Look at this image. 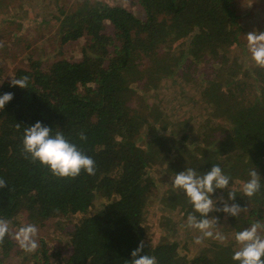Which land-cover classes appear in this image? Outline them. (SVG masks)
I'll list each match as a JSON object with an SVG mask.
<instances>
[{"label": "trees", "instance_id": "1", "mask_svg": "<svg viewBox=\"0 0 264 264\" xmlns=\"http://www.w3.org/2000/svg\"><path fill=\"white\" fill-rule=\"evenodd\" d=\"M1 3H16L12 8L19 11L31 6L37 17L26 30L40 31L53 18L49 11L58 24L50 43L41 39L30 46L32 34L22 30L0 40V94L13 97L0 108V220L8 223L0 264H129L141 242L142 252L158 264H236L234 233L255 221L264 224V67L230 62L246 34L258 32L247 15L250 0ZM2 10L1 29L10 19ZM15 20L20 18L10 22ZM74 41L81 48L68 57L62 49ZM13 79L25 80V87ZM216 107L228 121L224 127L209 114ZM154 113L180 142L213 130L209 145L194 148L191 167L207 171L220 164L237 181L246 180L250 168L260 173L257 194L228 201L244 209L237 217L227 215L223 241L195 242L198 231L186 225L188 202L176 206L179 218L162 215L163 232L153 240L145 213L163 167L146 141L163 125L155 130ZM37 120L59 127L92 156L95 174L58 178L27 158L24 127ZM215 196L227 200V189ZM26 225L37 228L39 246L31 253L17 239Z\"/></svg>", "mask_w": 264, "mask_h": 264}, {"label": "clouds", "instance_id": "2", "mask_svg": "<svg viewBox=\"0 0 264 264\" xmlns=\"http://www.w3.org/2000/svg\"><path fill=\"white\" fill-rule=\"evenodd\" d=\"M253 34L249 37V52L251 59L257 66L264 67V32ZM26 79V78H25ZM12 84L25 87V80H12ZM12 93L0 94V108L12 100ZM81 141L87 137L84 132L78 133ZM22 150L33 162H39L48 168L51 174L58 178H75L81 172L94 175L96 161L92 156L83 152L77 143L69 140L64 131L59 127H50L41 120L24 127L22 136ZM248 178L237 181L228 175L220 164H212L209 170L201 171L194 167H185L183 170L170 176L171 188L182 192L191 205V211L186 216V225L199 232L195 242L203 239L223 241L221 231L217 230L219 217L211 216L213 212H223L232 217H237L244 209L235 201L237 196L251 198L262 187V178L256 168H250ZM5 185V180L0 178V187ZM227 189V200L215 196L216 191ZM237 192L242 195H237ZM219 205V206H218ZM264 224L260 221L251 223L248 227L237 230L234 240L238 245L233 250L232 260L236 264H264ZM8 232V223L0 220V238ZM37 228L35 225H26L17 237L20 246L26 252H34L38 248L36 240ZM143 243L131 251L129 264H158L157 258L148 252H142Z\"/></svg>", "mask_w": 264, "mask_h": 264}, {"label": "rangeland", "instance_id": "3", "mask_svg": "<svg viewBox=\"0 0 264 264\" xmlns=\"http://www.w3.org/2000/svg\"><path fill=\"white\" fill-rule=\"evenodd\" d=\"M66 3H74L76 0H65ZM104 2H107L111 5L118 4V5H128L127 0H101ZM16 3H12L9 7H7L4 3H1L0 6L4 9L2 10L3 14H8V17L10 18L8 23L3 27L0 28V40L2 38L8 37V31L10 30H17L21 31L24 34H32L31 37H28V40L30 39L32 45L38 44V42L43 39L46 42L50 43L51 36L56 30L57 22L54 20V18L57 17L54 12L49 11V14H52L53 18L50 21L42 23L41 29L38 32H34L33 30H26V25L30 23L32 17H37V15L32 11L31 6L23 7L20 11L19 8L17 10L13 9L12 7H16ZM7 7V8H6ZM248 10V14L253 18L254 26L253 28L258 31L257 35L261 34L260 32H264V13L260 17H258L261 13V10L263 9L264 12V0H250V5L246 8ZM17 16L20 18V20H15L13 22H10L14 16ZM41 20V17L33 20L32 23H39ZM23 21V23L21 22ZM248 31V30H247ZM1 42V41H0ZM81 41H74L69 42V44L65 45V47L62 49L63 52L66 53V56H71L73 53H77L79 49L81 48ZM249 35L246 34V43H243L240 47H236L233 50V55H231L230 62L232 65L237 66V62H240L242 67H252V64L254 61L251 59V54L248 53L249 48ZM21 50H23L21 48ZM25 54V53H24ZM15 59V58H14ZM8 70L11 69V65H8L6 67ZM184 86V85H182ZM223 90L218 91V95L222 93ZM221 107V106H219ZM223 108V107H221ZM209 114L211 117H213L214 120L218 121V124L222 127L226 126L228 121L225 119L223 114L221 115V109H215L209 108ZM158 114L154 113L153 115V123L156 124L155 130L161 125L162 127H159L157 132V135H149L146 139L147 142H149L150 146L155 148L156 151H158L160 157H162L161 161H157L159 164H161L163 167L161 168L156 175L155 181L156 185L152 190V201L148 205L147 211H146V217L148 219V222L150 223V232H153V240H157L159 236L162 234V224L161 219L162 215H168L170 217L177 216L178 218L180 215L176 212V206L187 202V198L184 196L182 192H178L171 188V181L169 179L170 176L174 175V173L179 172L183 170L185 167H191V164L193 163V157L195 156L196 152L193 151L195 147H197L198 143H202V145H209L212 139V134H214L213 130L210 129L206 132L205 135H202V138H194L190 137L188 141L180 142V137L178 134L173 133L172 135L166 134L167 126L165 122H160V117L158 118ZM165 124V125H164ZM191 150V151H190ZM184 200V201H183ZM211 215L213 213H210ZM214 215V214H213ZM215 216L219 217L218 220V227L217 230L221 231V227L226 220L227 214L220 213L216 214ZM198 234H193L192 238L196 240V237L199 236ZM219 249V248H218ZM228 250V249H227Z\"/></svg>", "mask_w": 264, "mask_h": 264}]
</instances>
